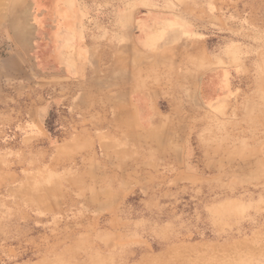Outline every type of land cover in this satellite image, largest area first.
<instances>
[{"label":"rangeland","instance_id":"1","mask_svg":"<svg viewBox=\"0 0 264 264\" xmlns=\"http://www.w3.org/2000/svg\"><path fill=\"white\" fill-rule=\"evenodd\" d=\"M76 3L118 9L131 26L160 4L168 18L151 40L162 44L174 34L169 17L218 24V13L231 40L264 41V0H0V264H264L254 98L227 107L224 137L184 109L156 130L127 108L110 132L89 122L104 101H81L73 80L42 73L56 59L76 66L85 51L68 11ZM175 44L162 47L167 62ZM163 76L170 84L169 69Z\"/></svg>","mask_w":264,"mask_h":264},{"label":"crops","instance_id":"2","mask_svg":"<svg viewBox=\"0 0 264 264\" xmlns=\"http://www.w3.org/2000/svg\"><path fill=\"white\" fill-rule=\"evenodd\" d=\"M207 10L210 11L208 7ZM68 11L73 14L74 28L82 37L78 41L85 51L76 57V66H70L64 58L46 60L42 73L73 80L81 101H104L95 107L100 112L97 119L89 122L105 124L110 132L108 124L113 129L114 124L126 122L128 115L124 109L127 108L129 117L136 119L133 122L146 128L153 126L156 130L170 122L168 118H177L178 110L184 109L189 111L188 122L195 127L213 122L210 127L217 125L218 136L224 137L227 107L243 103L242 107L246 108L249 99L254 98L249 107L250 122L256 127L259 125L264 133V99L251 97L259 84L264 86V41L231 40L226 34L224 17H220L222 14L218 13V24L193 17L186 25L182 17L171 16L173 29L171 20L166 24H170L174 34L169 42L162 44L151 40L168 18L160 4L139 9L132 26L123 25L130 15L114 14L118 9L76 3L74 9ZM59 17L57 15L52 27L53 38L54 30L59 32L60 29ZM181 24L190 35L184 36L183 28L175 27ZM125 36L128 40L122 41ZM174 42L176 52H171L167 62L162 47ZM125 45L129 48L124 50ZM227 46L232 48L228 52ZM48 47L50 50V43ZM167 66L170 84L165 83L163 76ZM262 92L264 94V91L258 93ZM85 105L81 103V107ZM85 117L88 116L74 117V122H87Z\"/></svg>","mask_w":264,"mask_h":264},{"label":"bare ground","instance_id":"3","mask_svg":"<svg viewBox=\"0 0 264 264\" xmlns=\"http://www.w3.org/2000/svg\"><path fill=\"white\" fill-rule=\"evenodd\" d=\"M17 1H18V0H17ZM9 4H10V3H9ZM8 12H9V11H8ZM4 14H5V13H3L1 16H5ZM10 14H11V13H10ZM10 14H9V15H10ZM11 16H12V15H11ZM5 17H7V16H5ZM12 17H13V16H12Z\"/></svg>","mask_w":264,"mask_h":264}]
</instances>
